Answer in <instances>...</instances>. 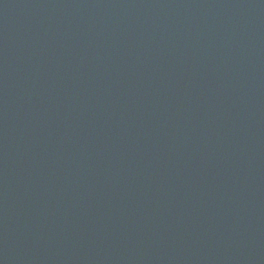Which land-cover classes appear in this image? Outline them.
Masks as SVG:
<instances>
[{"label": "water", "instance_id": "1", "mask_svg": "<svg viewBox=\"0 0 264 264\" xmlns=\"http://www.w3.org/2000/svg\"><path fill=\"white\" fill-rule=\"evenodd\" d=\"M0 264H264V0H0Z\"/></svg>", "mask_w": 264, "mask_h": 264}]
</instances>
